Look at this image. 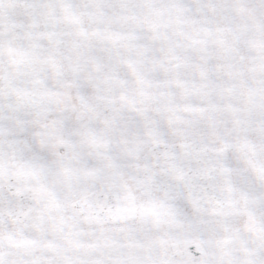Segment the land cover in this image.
I'll return each instance as SVG.
<instances>
[{
    "label": "snow or ice",
    "instance_id": "6c2138e0",
    "mask_svg": "<svg viewBox=\"0 0 264 264\" xmlns=\"http://www.w3.org/2000/svg\"><path fill=\"white\" fill-rule=\"evenodd\" d=\"M0 264H264V0H0Z\"/></svg>",
    "mask_w": 264,
    "mask_h": 264
}]
</instances>
